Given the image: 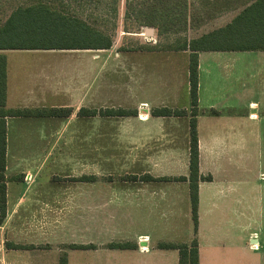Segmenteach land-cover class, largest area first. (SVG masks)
I'll return each mask as SVG.
<instances>
[{"label": "rangeland", "instance_id": "rangeland-1", "mask_svg": "<svg viewBox=\"0 0 264 264\" xmlns=\"http://www.w3.org/2000/svg\"><path fill=\"white\" fill-rule=\"evenodd\" d=\"M30 1L0 0V23L17 5ZM189 1L196 14L195 23L204 21L203 25L187 31L186 35L192 38L229 21L240 11L244 0ZM85 5L87 8L80 10L82 15L112 36L109 49L88 50V54L83 51L10 52L5 56L10 76L25 78L33 69H60L71 84L96 86L95 95L87 94L97 102L90 107L137 108L138 115L79 118L75 115L78 105H73L75 111L66 118L8 117L6 174L9 179L11 175L22 178L8 181L9 216L4 220L7 224L3 221L0 225V264H59V257L67 252L70 253L67 264H81L79 249L70 248L73 243L64 240L70 232L66 224L77 221L79 216V202L70 195L89 189L93 192L94 188L117 194L141 191L142 183L118 180L125 172L151 171L155 175L187 172L189 116L146 117V110L152 107L186 106L189 110L187 55L142 48L157 41L165 46L175 36L158 40L154 29L151 34L145 33L149 27L125 32L124 0H119L115 15L109 12L104 0H91ZM212 5L213 8L231 9L234 5L237 8L210 18L208 12H217ZM20 85L24 83L20 81ZM11 88L10 83L9 93ZM17 102L10 94L6 106H15ZM247 141L244 158L240 160L237 156L227 169L223 158L224 139L209 137L206 132L200 139V171L204 176L210 175L211 180L201 182L199 264H264V139L261 148L258 144L254 147L253 139ZM90 171L114 175L117 179L111 182L105 178L96 185L69 180V176ZM228 174L230 179L222 195L223 181ZM24 195L27 197L19 202ZM117 204L125 208L130 203L119 201ZM153 204L146 202V213ZM187 206L184 201L176 203L177 214L183 217ZM32 224H35L33 230ZM180 224L176 229L181 232L178 237L188 242L192 237V230L189 234L188 229L192 228L190 218L184 216ZM6 239L37 245L33 250L6 252L3 247ZM252 239L257 243H252ZM151 246L157 248L155 242ZM171 252L175 254L167 252L165 262L177 264V251ZM158 255L162 254H154L151 264H164L162 260H154Z\"/></svg>", "mask_w": 264, "mask_h": 264}, {"label": "crops", "instance_id": "crops-1", "mask_svg": "<svg viewBox=\"0 0 264 264\" xmlns=\"http://www.w3.org/2000/svg\"><path fill=\"white\" fill-rule=\"evenodd\" d=\"M230 9L226 10L229 11ZM223 13V12H221ZM220 13V14H221ZM237 14V13H236ZM235 14V15H236ZM219 15V14H218ZM234 15V16H235ZM232 16V18L234 17ZM231 18V19H232ZM230 19V20H231ZM229 20V21H230ZM229 21L221 23L217 27L223 26ZM216 27V28H217ZM215 29V28H214ZM213 30V29H212ZM211 31V30H210ZM209 32V31H206ZM204 32V33H206ZM203 34V33H201ZM200 35V34H199ZM198 35V36H199ZM197 37V36H195ZM103 49H82V50H44L45 52H64V51H83L84 54ZM107 50V49H104ZM20 50H0V53L19 52ZM159 51V50H158ZM186 54L187 51H168ZM99 57V55H97ZM7 58V57H6ZM89 62L90 58L87 57ZM97 64L96 60L93 62ZM188 64V63H187ZM187 94L189 98L188 69L186 70ZM20 81L24 85H20ZM11 83V93H9V84ZM100 92V88L98 89ZM96 86L84 87L78 84H71L63 75L60 69H33L29 76L25 78L18 75H11L7 69L6 61V103L10 94L18 99L15 106L7 108H37V107H67L75 111L72 106L78 105L75 115L83 117H109V116H78L77 111L84 107L88 109L106 108L107 106L90 107L96 105V101L87 95L88 92L96 94ZM118 107V106H117ZM122 107V106H119ZM169 108H184L186 106H161ZM116 108V107H114ZM130 108V107H123ZM154 108V107H152ZM151 108V109H152ZM190 108V101H189ZM137 109V108H136ZM151 109L146 110V117L153 118H171L184 116H152ZM207 113V115H206ZM209 114V115H208ZM69 115V116H70ZM138 115V112H137ZM135 115V116H137ZM67 116V117H69ZM135 116H117V117H135ZM113 117V116H110ZM14 118H39V117H14ZM48 118V117H40ZM66 118V117H49ZM8 117L7 125V151H6V170L8 158ZM189 123V118H188ZM187 123L188 129L189 125ZM207 123V128L205 127ZM198 144H199V171H200V139L207 133L209 137H222L224 139V164L226 168L231 165L232 160H242L247 150V139H253L254 147L261 148L264 139V50H243V51H200L198 57ZM207 129V130H206ZM233 154V155H232ZM188 159H189V135H188ZM183 174L173 175H155L151 171L140 173L125 172L120 174L118 180L122 182H139L143 184L141 191L126 194L103 193L101 189L94 188L88 192L85 190L78 195H70V198L79 202V216L76 220L66 224L70 227L67 232L66 242L73 244L92 245L91 248L79 249L81 264H151L154 254L158 255L156 259L166 264L165 258L167 252L174 249H160L151 246L154 242L172 241L184 242L178 237L181 232L177 226L181 225V218L184 220L190 218L189 191L187 181H141L124 180V175H144L149 174L153 177H174L186 176ZM6 220L9 216L7 211L8 203V181L18 180L11 175L10 179L6 174ZM229 171V170H228ZM201 173V171H200ZM202 174V173H201ZM203 175V174H202ZM81 180H71L72 177H82ZM107 176V177H106ZM118 176V175H117ZM69 180L79 183H95L106 180L113 182L117 179L114 175H104L97 172H84L77 176H69ZM230 176L223 181L222 195L226 193V185ZM201 182H199V203L201 195ZM148 186V187H147ZM27 195L21 197L20 201ZM127 201L130 204L122 208L117 202ZM187 202L188 208L185 215L176 212V203ZM146 202H153L149 207V213H146ZM132 203V204H131ZM21 207L18 206V210ZM126 210V211H125ZM127 212V214H125ZM176 212V213H175ZM179 213V212H178ZM199 217V204H198ZM3 220V221H4ZM187 220V219H186ZM191 221V218H190ZM3 223V222H2ZM1 223V224H2ZM192 223V221H191ZM0 224V225H1ZM4 224L5 223L4 221ZM35 224L30 226L33 230ZM199 228V224H198ZM189 229V234L190 230ZM192 235V231H191ZM253 240V239H252ZM17 244L34 245L33 242H18ZM3 244L4 251L33 250V249H10ZM190 241V240H189ZM188 241V242H189ZM111 242H129L132 248L112 249L106 244ZM257 241L254 243L256 244ZM69 244V243H68ZM258 250L260 245L258 244ZM177 251V250H176ZM175 254V253H174ZM70 253L67 252V259ZM163 257V258H162ZM176 257V256H175ZM155 261V262H156ZM178 261V253H177Z\"/></svg>", "mask_w": 264, "mask_h": 264}, {"label": "trees", "instance_id": "trees-1", "mask_svg": "<svg viewBox=\"0 0 264 264\" xmlns=\"http://www.w3.org/2000/svg\"><path fill=\"white\" fill-rule=\"evenodd\" d=\"M91 0H31L17 5L6 19L0 23V50H82L109 49L113 44L112 36L82 15L81 9ZM109 12L115 15L119 0H104ZM240 11L225 25L217 27L197 37H188L192 27L203 25V20L196 22L189 0H124L123 24L125 32L140 27L155 30L158 40L175 38L167 45L159 41L154 45H144L148 51H187L188 86L190 108L154 107L152 116L189 115V159L186 176L153 177L144 175H124V180L141 181H187L189 191L190 218L192 237L189 242L160 241V249H174L178 253L177 264H199L198 241V204L199 182L210 181L211 176H204L199 171L198 144V57L200 51H243L264 50V0H244ZM213 4V3H212ZM208 12L212 18L229 8H213ZM237 6H231L235 9ZM72 112L67 107L7 108L6 107V57L0 53V224L6 217V151L7 117H67ZM136 108L106 107L99 109L80 108L78 116H135ZM14 179L22 176H14ZM72 177L71 180H81ZM10 249H33L30 244H17L5 241ZM112 249H129V242H111ZM92 245L70 244L72 249L91 248ZM59 264H67V255L59 257Z\"/></svg>", "mask_w": 264, "mask_h": 264}, {"label": "water", "instance_id": "water-1", "mask_svg": "<svg viewBox=\"0 0 264 264\" xmlns=\"http://www.w3.org/2000/svg\"><path fill=\"white\" fill-rule=\"evenodd\" d=\"M145 33H147V34H151V33H153V28H150V27H149V28H146V29H145ZM252 241H253L252 243H255V242H256L255 239H253Z\"/></svg>", "mask_w": 264, "mask_h": 264}]
</instances>
